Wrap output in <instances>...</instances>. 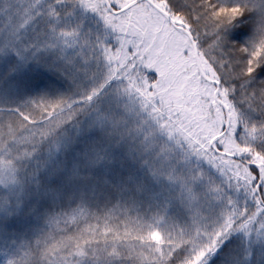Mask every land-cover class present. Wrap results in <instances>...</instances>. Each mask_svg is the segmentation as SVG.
Masks as SVG:
<instances>
[{
	"label": "snow or ice",
	"instance_id": "1",
	"mask_svg": "<svg viewBox=\"0 0 264 264\" xmlns=\"http://www.w3.org/2000/svg\"><path fill=\"white\" fill-rule=\"evenodd\" d=\"M0 264H264V0H0Z\"/></svg>",
	"mask_w": 264,
	"mask_h": 264
}]
</instances>
